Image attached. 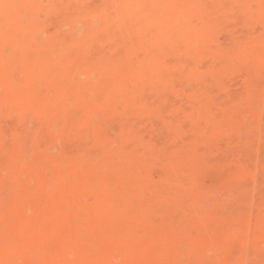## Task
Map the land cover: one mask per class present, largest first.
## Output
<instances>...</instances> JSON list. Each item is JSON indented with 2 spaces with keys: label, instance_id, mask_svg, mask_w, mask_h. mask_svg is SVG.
I'll use <instances>...</instances> for the list:
<instances>
[{
  "label": "rangeland",
  "instance_id": "374dc122",
  "mask_svg": "<svg viewBox=\"0 0 264 264\" xmlns=\"http://www.w3.org/2000/svg\"><path fill=\"white\" fill-rule=\"evenodd\" d=\"M262 1L207 0L201 17L157 0L163 25L191 26L188 41L157 29L146 41L152 64L131 59L103 100L85 87L102 74L81 71L69 87L81 100L51 103L46 92L42 112L33 93L18 94L38 87L20 66L0 73V106L12 102V121H0V264H264V204L249 197L264 186V172L259 165L247 176L250 149L230 144L246 146L258 131L253 151L264 152ZM174 73L180 84L156 87L166 92L147 100L156 88L138 82ZM234 88L241 95L232 100ZM27 130L36 138L20 161L15 141ZM108 165L114 177L105 189L99 179Z\"/></svg>",
  "mask_w": 264,
  "mask_h": 264
},
{
  "label": "bare ground",
  "instance_id": "6f19581e",
  "mask_svg": "<svg viewBox=\"0 0 264 264\" xmlns=\"http://www.w3.org/2000/svg\"><path fill=\"white\" fill-rule=\"evenodd\" d=\"M137 1L138 6L134 7L126 2V0H101L97 6H91L90 0H0V73L3 71L13 72L15 68L19 69L21 67L20 70L24 72L28 80L31 83L37 82L38 85H35L36 83L34 85L38 87L33 88L32 84V86L30 85L29 88H26L24 85L23 88H26V90L21 89L18 91V94L26 93L29 95L33 93V97H38V108L46 113L48 112L47 109L50 108H46L49 106L46 104L47 101L44 100L46 92H51L54 95L51 103L55 101V103L60 102L61 104L69 102L77 104L81 100L84 94L82 95L80 90H75L76 88L74 89L75 91L69 90L70 85L74 84L75 75L81 71H85L91 76L96 72L101 73L102 77L96 82L92 81V78L89 77L90 80L85 84V87L93 89L95 93L94 99L96 100L110 98L114 89H117L120 85L118 84L119 70L126 68L131 59L138 57L145 65L152 64L151 55L146 44L148 36H153L159 28H162L166 35L178 34L179 40L183 42H187L188 37L191 35V31H189L192 29L191 26H188L187 29L177 30V28H173L170 25L162 24L157 14L160 6L157 0ZM164 2L166 4H174L175 13L196 10L200 12L201 17L205 15L208 7L207 0H164ZM219 4H217L218 7ZM259 8L260 17L264 18V0L260 3ZM54 22H56L57 28L51 32L50 28L52 25H55ZM135 30L138 32L135 33ZM5 54H8L7 58L3 57ZM17 66L20 67L18 68ZM176 76L177 74L174 73L162 78L160 75L155 74L151 80L142 79L138 84L155 88L170 84L179 85L180 83L177 82ZM37 77L38 81H36ZM55 78H59L60 83L54 87L47 86L48 81ZM204 79L206 82L209 81L207 77ZM1 82L6 86L8 92H12L13 87L10 79L6 78ZM81 84L82 86L84 85L83 82ZM162 89L156 88L152 90L153 93L148 96L147 100H158V92L160 90L161 92H166V90ZM231 95L232 100L240 96V88H234ZM2 103L1 106H5H0V121L3 120L4 123H10L12 121V116H10V113L12 114V102L8 103L6 101L3 105ZM258 105L263 110L264 101L262 99L258 100ZM77 110L75 107V110L72 112H76L77 114ZM260 116V114H257L256 118ZM21 117L23 118V116ZM258 133L257 131L255 138L251 142L249 141V144L246 146L241 144L237 138L232 139L230 143L232 146L238 148L246 147V149H250L248 156L244 158V161L242 160L244 165L243 171L247 176L257 172L259 165L262 166L261 169L264 172V152L259 151L258 154L254 153L259 142L260 134ZM31 136L36 138V133L33 131L31 134L28 131L16 138L15 142H18L20 145V151L18 150L20 161L28 156V147L31 146L29 145V141L32 140L31 142H33L34 140L30 138ZM27 143L28 147L26 146ZM108 159L113 160L115 157L109 155ZM116 167L118 171L121 166ZM112 169L109 165L105 166L99 179L100 185H103L105 189L114 177ZM255 191L257 194L252 192L251 196H249L250 199L257 197L260 203L264 204V186H260ZM111 202L110 206L113 207L116 203L114 200V204ZM123 205L124 208L127 207L128 210L130 208L133 210L132 205ZM229 206H231V210L240 209L239 202H233ZM111 209L113 213L114 208ZM227 209L230 211L229 208ZM134 214L133 216H135ZM137 214L141 215L139 212ZM175 214L174 216H177L179 213ZM180 258L182 259V257Z\"/></svg>",
  "mask_w": 264,
  "mask_h": 264
}]
</instances>
